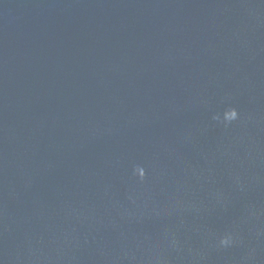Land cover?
I'll list each match as a JSON object with an SVG mask.
<instances>
[{"label": "water", "instance_id": "water-1", "mask_svg": "<svg viewBox=\"0 0 264 264\" xmlns=\"http://www.w3.org/2000/svg\"><path fill=\"white\" fill-rule=\"evenodd\" d=\"M249 248L264 264V0H0V264Z\"/></svg>", "mask_w": 264, "mask_h": 264}, {"label": "clouds", "instance_id": "clouds-1", "mask_svg": "<svg viewBox=\"0 0 264 264\" xmlns=\"http://www.w3.org/2000/svg\"><path fill=\"white\" fill-rule=\"evenodd\" d=\"M255 117L252 114H248L247 116L241 117L238 111L235 108L229 107L223 111L221 114H215L212 116V120L219 126L227 129L230 125L234 122H240L241 124L247 123L249 121H254ZM133 177L136 178L137 183L143 184L146 179V172L145 169L141 166H136L132 170ZM235 182L237 185H240V178L239 176L235 177ZM219 195V194H218ZM132 203L135 201L132 199L131 196L127 197ZM256 216V211L253 208L248 210V217L250 219ZM167 247L170 251L179 254L183 251V245L181 244L178 236L175 232L166 235L165 237ZM245 242L239 231L235 227L232 229L226 230L223 234L219 235L214 239L211 243L210 247L214 248L217 251H226L233 247L244 246ZM189 255L192 256L193 259L196 256H200L199 252H194L192 249H188ZM161 259H165L164 257H156V260L159 261ZM256 259V249L249 248L244 256L240 258L239 264H254Z\"/></svg>", "mask_w": 264, "mask_h": 264}]
</instances>
